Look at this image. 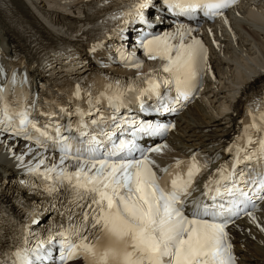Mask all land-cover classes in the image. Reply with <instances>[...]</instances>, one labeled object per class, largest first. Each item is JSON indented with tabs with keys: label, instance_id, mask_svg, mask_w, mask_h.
I'll return each mask as SVG.
<instances>
[{
	"label": "bare ground",
	"instance_id": "obj_1",
	"mask_svg": "<svg viewBox=\"0 0 264 264\" xmlns=\"http://www.w3.org/2000/svg\"><path fill=\"white\" fill-rule=\"evenodd\" d=\"M85 2L86 0H25V8L22 0H0V48L7 52L12 49L15 43L12 34H17V27L25 22L31 28L39 25L47 27L39 17L48 20L47 15H50L55 20L64 16L67 18V27L77 24V20L71 19L70 15L76 10L80 11ZM153 7L150 15L160 13L163 16L161 20L170 19L166 17L160 2L156 1ZM48 11L50 14L46 13ZM238 13L240 17L235 25H205V38L212 51L206 79L208 93L176 118L178 126L175 133L165 145L164 154L156 157L162 164L171 162L174 157H183L185 148L203 150L209 144L217 142L212 140L215 137L233 131L242 115L243 97L251 90L264 87V0L256 1L251 7L240 8ZM154 18L155 16L151 17V20L158 24ZM46 22L50 26L49 34L62 39L65 31L49 20ZM10 146H13L12 142L4 141L0 144L2 182L16 174L13 170L14 162L7 158L11 151ZM129 209L138 213L141 206L136 205ZM111 228L115 230L114 225ZM232 229L245 237L240 240L243 237L237 233L233 235L240 264H264V213L253 220L238 223ZM106 242L113 245L115 237L108 235ZM182 248L176 264H185L198 246L187 241ZM112 258L116 264H120L118 251L112 253ZM155 264H158L156 260Z\"/></svg>",
	"mask_w": 264,
	"mask_h": 264
},
{
	"label": "rangeland",
	"instance_id": "obj_2",
	"mask_svg": "<svg viewBox=\"0 0 264 264\" xmlns=\"http://www.w3.org/2000/svg\"><path fill=\"white\" fill-rule=\"evenodd\" d=\"M153 16V15H152Z\"/></svg>",
	"mask_w": 264,
	"mask_h": 264
}]
</instances>
